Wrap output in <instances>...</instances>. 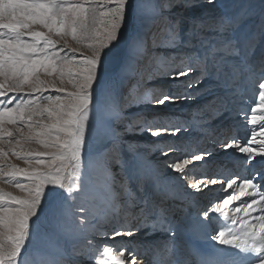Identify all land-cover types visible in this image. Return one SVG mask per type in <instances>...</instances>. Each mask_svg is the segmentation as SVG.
<instances>
[{
	"label": "snow or ice",
	"instance_id": "obj_1",
	"mask_svg": "<svg viewBox=\"0 0 264 264\" xmlns=\"http://www.w3.org/2000/svg\"><path fill=\"white\" fill-rule=\"evenodd\" d=\"M204 3L215 5L216 0ZM199 8L196 0H0V180L15 181L14 186L24 193L17 196L0 190V264H224L215 256L197 255L190 261L176 248L169 249L161 261L152 255L151 245L115 244L117 238L139 235L150 240L161 230L172 233L173 239L179 232L206 234L216 230L210 213L234 225L217 231L211 236L213 241L237 250L235 256L250 264H264V66L258 102L251 115L243 117L258 131H251L244 143L232 140L222 145L225 152L238 150L249 165L260 167L249 178L228 179L224 192L232 190L233 194H225L203 217L198 211L177 223L172 217L177 209L165 206L166 200L176 197L161 190L159 173L129 164L121 154L123 137L134 131L131 123L123 124V133L118 130L123 122L121 100L127 106L159 107L187 99L186 94L171 92L140 93L131 101L123 95L121 88L128 87L130 95L138 88L139 61L150 51L175 50L178 44L193 47L191 41L198 38V30L207 27L216 37L211 43L200 41L204 50L197 53L202 57L197 67L205 74H222L225 84L254 74L246 62L227 60L228 56H246L254 33L245 31L236 15L205 19ZM173 9H182L185 15L165 19V11ZM259 16L264 39V0ZM162 20L170 29L168 43L158 45L153 39L149 46V34ZM130 21L137 28L125 37ZM178 30L188 39H178ZM115 49H119L120 62L118 72L113 73L109 65ZM194 70L190 65L169 64L161 74L178 81ZM133 79L136 83L129 86ZM184 87L196 85L188 82ZM147 115L137 122L136 135L176 137L181 132L180 128L169 131L156 123V117L149 120ZM33 144L40 150L33 149ZM210 155L201 152L191 159L177 158L166 167L183 179L188 165ZM13 157L28 166H17L11 162ZM117 165L119 171L114 172ZM201 184L216 185L217 180L187 187L199 192ZM234 201L239 206L229 215L225 209ZM95 202L102 203L105 214L112 216L103 232L111 247L101 249L88 242L73 248L77 260L66 259L67 253L54 256L43 247H33L40 236V221L48 216L54 230L77 239L87 241L89 234L100 235L93 223L97 214L86 207Z\"/></svg>",
	"mask_w": 264,
	"mask_h": 264
},
{
	"label": "bare ground",
	"instance_id": "obj_2",
	"mask_svg": "<svg viewBox=\"0 0 264 264\" xmlns=\"http://www.w3.org/2000/svg\"><path fill=\"white\" fill-rule=\"evenodd\" d=\"M202 2H204V0H196V3L200 5L198 11L202 13V16L205 19L210 17L217 19L220 18L219 13L215 14V12H212L213 9L211 6V13L208 12L210 7L208 5L205 7ZM260 3L261 0H252L250 5V12H252V15L249 18H245L243 13L245 11L244 9L247 7V1L244 0L239 9H237L238 12L236 14V16L239 17L240 24L243 25V28L247 27V30L245 31L254 33L255 39L253 40L251 47L248 49L246 56L240 54L234 56V58L238 62H246L247 65L254 70V74H246L243 77H237L234 81H230L227 84L224 83L223 78H216V80L212 79L214 76V71L205 74L201 68L197 67L198 59H202V57L194 55L193 51L197 48L202 49L200 44L201 40L199 39L193 47H185L183 44H178L176 49L172 50L173 53L170 55L172 59L171 66L176 67L190 65L195 70L190 73L189 76L182 77L178 81L161 78L160 81L163 82L162 86H156L155 88H157L159 92H171L173 95L186 94L187 99L178 100L175 104H167L165 106L152 108L153 111H155L151 114H148L149 116H147V118L152 120L153 117H156V123L158 125L164 126L167 124L169 126L168 130L172 131V128H176L177 126H173L174 123H171V121L175 122L176 119L187 120L188 117L186 116L190 115V118L188 119L192 120V123L197 122V127L194 128L193 125L183 129L180 127L181 132L176 137L189 138V140L184 139L183 141L177 142L178 144L190 146L192 147V150H195L196 153H210L209 148H212L214 140L217 141V139L219 140L223 137L231 136L233 130L235 129L234 127L238 129V138H232L230 141L235 140L237 142L239 138H242V135H250L251 131H258V128L253 129L251 126L247 125L243 117L250 116L249 113H251L252 106H254V104L258 101V83L262 78L261 69L262 66H264V39H262L260 36L259 28L261 22V18L259 16ZM175 12L177 13L176 15L178 17H183L185 15L182 9H177ZM183 28H188V24H183ZM156 30L157 28L155 26L152 30V35L156 33ZM205 33L207 34V36H204L206 40H208L209 43L214 42L213 40H215L216 33L207 27ZM181 34H183V36H180V40H185V33L181 31ZM231 34V31L227 33L229 36H231ZM177 53H182L183 55L178 56ZM181 60L183 61V65H181ZM110 71L112 70L110 69ZM158 79L159 78H157V80ZM165 81L167 83L170 81L168 88L167 85H164L167 84ZM197 81H199V84H197L196 87L191 89L184 87V85L188 82L196 84ZM217 86H222V90L220 91L219 88H216ZM192 97L194 98L192 99ZM144 108L150 109L147 107ZM212 108L214 111H212ZM219 108H223V110L216 114ZM135 109L136 108L131 107L129 110H127V113H130ZM161 109L173 110L174 112L166 113L165 111H159ZM177 110H181V112H183L185 115L182 116L176 114L175 111ZM203 110H207V113H203ZM121 116H125V113L122 112V105ZM164 127L167 126L165 125ZM155 130L156 127H153L152 131ZM165 137L166 136L151 137L147 132H144L142 136L144 141L137 144V149L131 148V146L135 147L134 142L129 144L127 142H122L121 154L124 156L126 155L124 152H126L127 155L128 153H133L135 157H139L140 165L145 164L150 170L158 172L161 179H164V181L167 183L166 188L161 184V190H166L170 196L176 197V199L169 198L166 200L165 206L170 205L180 211L181 209L183 210L185 206H191L192 214L195 215L200 208L199 214L201 217H203V212L209 208V205L215 203L214 200L222 199L223 197L221 195H225L224 193L217 195L218 191L222 189L221 180L230 176H232V178H237L238 181L242 178H249L254 175L255 171L260 167L257 164L249 165L243 154L239 153L238 150L229 149L226 152L227 156H224V158H222V156L219 157L212 154L210 156H206V158L201 161V167L199 168L188 165L186 167L185 173L183 174V179H181L179 174H173L166 167V165L175 162L177 158L188 159V156L192 151L190 152L183 150L181 153L174 154V151L170 149V145L172 143L164 141ZM198 143H203V145L206 144L207 148L206 146H202V144L201 147H199ZM163 147L168 148L162 153L160 151H163L161 150ZM139 151L141 156L138 153ZM164 153H167V155H164ZM17 166L27 167L28 165L25 164L23 160H19L17 162ZM118 171L119 166L117 165L114 172ZM197 171H203V173H205V171L213 173L217 172L219 174L218 176L220 177V180L217 181L216 185H213L215 186L214 188L211 185H207V187H205L204 184H201V191L199 192L196 189H189L187 184L198 181L196 177ZM206 181L207 180H205V182ZM130 186L133 188V191H135L134 185ZM150 188L151 185H149V189ZM3 191L6 192V190ZM19 193L22 196L24 195L21 190ZM97 203L98 206H102L104 208L102 203ZM237 206H239V204L234 201L233 204L226 207L225 210L229 212V215H232L234 208ZM121 215H123V213H121ZM210 216H212V221L216 227V230L209 231L206 234L193 233L190 231L180 232L178 234H182L181 237L184 238L179 240L177 238L173 239L170 236V233L161 230L153 234L150 240H146L142 235H139L135 238H117L115 244L117 247L128 242H131L134 246L137 244L151 245L153 246L152 255L161 261H163V259L168 256L169 249L176 248L182 253L184 258L190 261L196 259L197 255H200L215 256L222 260L224 264H232L233 260L236 261V264H241L242 260L243 264H250V261L243 259V257L235 256V252L237 250L230 249L228 246L218 245L217 242L211 239V236L215 235L217 231L233 228L234 225L231 220H227L219 214H210ZM179 218L174 219L173 217L175 221L179 220ZM111 221L112 216L110 214H105L104 216L97 214V218L93 221V223L97 225L100 235H95L94 233L89 234L86 241L83 239H77L67 232L54 230L50 216L44 217L41 219L39 224L40 236L36 241H34L33 247H43L54 256L67 253L68 255L66 259L77 260L79 258L72 254L73 248L86 246L88 242H91L93 247L99 245L101 249L105 245L110 247L112 246V242L108 240V237L103 235V232L106 231L110 226ZM165 246H167V248ZM97 256L99 255L97 254ZM89 264H92V261H89Z\"/></svg>",
	"mask_w": 264,
	"mask_h": 264
},
{
	"label": "rangeland",
	"instance_id": "obj_3",
	"mask_svg": "<svg viewBox=\"0 0 264 264\" xmlns=\"http://www.w3.org/2000/svg\"><path fill=\"white\" fill-rule=\"evenodd\" d=\"M243 1L244 0H216L215 5H217V6H215V5H208V6L212 7V9H213L212 12H215V14L219 13L220 14L219 17H223L226 14L227 15H236L237 12H238L237 9H239V7H240V5L242 4ZM246 1H247V7H246V9H244L245 11L243 13V16L245 18H249L252 15V12H250L251 11V6L250 5H251L252 0H246ZM202 3H203V5H205V7L207 6L206 3H204V2H202ZM211 7L209 8L208 12L211 11ZM215 10H217V11H215ZM175 11H177V9H173L171 12L165 11V13H164L165 19H171L172 17L181 18V17H178L176 15L177 13ZM183 13H184V11H183ZM136 28H137L136 22L135 21H130L129 25H128V28L125 29V37H127L129 32H131L133 30H136ZM156 28H157V30H156L155 34L152 35V32L149 34V39H148L149 46L152 45L153 39L155 40L156 44H158V45L167 44L168 43V32H169L170 29H168L165 26V22L163 20L158 24V26H156ZM244 28H245L244 30H247V27H244ZM184 29L186 30L187 28H184ZM205 30H206V28L203 29V30H198V38L194 37L192 39V41H191L192 45H195L198 39L199 40H206V38L204 37V36H207V34L205 33ZM199 34H200V36H199ZM177 35H178V39H180V36H183V34H181V31H179V30H178ZM184 38H185V40L188 39L187 36H185ZM206 41H208V40H206ZM197 49H199V48H197ZM197 49L193 51L194 55H197V53H202L203 50H204L203 48L199 49V50H197ZM172 50H173L172 47H160V48H157L154 51H150L148 53V56H145L142 59H140L139 68H140V71L142 73V76L139 78V86H138V88L135 89L131 95L129 94L128 87L121 88V90H120L123 93L124 96L128 97V101H131L135 95L140 94V93H159V90L157 88H155V87L156 86L157 87L158 86H162L163 82L160 81L161 78L166 79V77L163 76L161 73H162L163 68L165 66H167L169 64L172 65V59H171V56H170L173 53ZM114 53H115V59H114V62L109 65V69H111L113 73H116L119 70V65H118L119 61H120L119 49H115ZM228 59H229V62H238L234 58V56H228L227 60ZM115 63H118V64H115ZM157 78H159V79L157 80ZM216 78L217 79L222 78V74L218 75L214 71V76H213L212 79L216 80ZM128 83H129V86H131L132 84L136 83V79H133V80L129 81ZM169 83H170V81H168V83L164 84V85H167V88H168ZM197 84H199V81H197L195 85H197ZM216 88H219L220 91L222 90V86H220V87L217 86ZM52 94H55V93H52ZM257 94H258V92H257ZM193 98L194 97H192V99ZM120 102H121V105H122V112L125 113V116H123V122H122L121 126L118 128V130L123 133V124H127V123H131L133 125V127H134L133 133L125 135L123 137V141L122 142H127L128 144L131 143V142H134L135 143V147L131 146V148L132 149L133 148L137 149V147H138L137 144L140 143V142H143L144 138H142L143 134H141V135H136L135 134V126H136L137 122L142 121L145 118V114H151L152 112H154L155 110L153 111L152 108H155V107H153L151 104H145V105H140V106H127V104H126V102L124 100H121ZM131 107L136 108V109L134 111L130 112V113H127L128 112L127 110H129ZM144 107H147V108H150V109H146ZM138 108H142V109H138ZM221 110H223V108H219L218 111L216 112V114L219 111H221ZM159 111H165L166 113L174 112L173 110H168V109H161ZM212 111H214L213 108H212ZM175 112L178 115H182V116L185 115L183 112H181V110H177ZM202 112L203 113H207V110H203ZM181 113H183V114H181ZM128 114H130V115H128ZM249 115H251V113H249ZM147 116H149V115H147ZM186 117L190 118V115H187ZM188 118H187L188 121L186 119H183V120L176 119L175 122L171 121V123H174L173 126H177L176 128H180L181 127L182 129L185 128V127H189L191 125H193L194 128L197 127V124H196L197 122L192 123L193 121L189 120ZM149 120H150V118H149ZM183 122H184V124H183ZM165 125L167 126V128L169 127L167 124H165ZM232 126H234V125H232ZM234 128L233 129L235 131L233 130L231 136H226V137H223V138H221L219 140L217 139V141L214 140V144H213L212 148H209V152L212 155L219 156V157L222 156V158H224V156H227L226 152L222 148V145H223V143L225 141H230V139L237 137L238 129L236 127H234ZM172 129L174 130L175 127L172 128ZM248 136H250V135H247V134L242 135L241 136L242 138H239V140L237 142L244 143L245 142V138L248 137ZM164 139H165L164 141H168V142L172 143L170 145V149L172 151H174L173 152L174 154L181 153V152H183V150L190 151V152L192 151L189 154V156H188L189 158L188 159H191L192 154L193 155H199L200 154L198 152L196 153L195 150H192V147H190V146H186V145L184 146V145H180V144L177 143V142L183 141L184 139L185 140H189V138H178V137H173V136H166ZM201 144L204 147L206 146V144L203 145V143H198V146L201 147ZM198 146H196V147H198ZM253 146H255V145H253ZM32 148L35 149V150H40V146L36 145V144H33ZM167 148L168 147H163L161 149L163 151H160V152H162V153L165 152L167 150ZM190 148H191V150H190ZM206 148H207V146H206ZM140 151L138 153L141 156ZM124 153L126 155H124L123 157L129 164H140L139 157H135L133 155V153H128V155H127L126 152H124ZM19 160H23V159H17L15 157H13L11 162L17 165V162ZM151 161H152V159H151ZM23 162L25 163L24 160H23ZM191 165L193 167H195V168H199V167H201V161L194 162L193 164H190V166ZM142 166L148 168V166L145 165V164H142ZM116 167L117 166L113 167V171L116 170ZM197 172H196V177H197L198 181H201V180L205 181V180H209V179H216L217 181L220 180V177L218 176L219 174L217 172L216 173L215 172L214 173L213 172H208V171H205V173H203V171H197ZM231 178H232V176H230L228 178L225 177V179L221 180V185H223V187H221L222 189H220L218 191L217 195H219V194L221 195V193H224V194H227V195H232L233 194V191H230V190L227 193L224 192V188H226V185H227V180L231 179ZM21 182H23V181H21ZM14 183H15V181H11V180L7 181V182H5L4 180H0V190L3 189V190H6V192L13 193L14 195L22 196L19 193L20 189L16 188L14 186ZM166 184L167 183L164 181V179H162V185L165 188H166ZM211 186H213V185H211ZM214 187L215 186H213V188ZM163 191H165V190H163ZM221 196L224 198L225 195H221ZM222 199L214 200V202L215 203L220 202ZM215 203L209 205V208H207L206 210H210V208ZM86 207L89 209V211H92V212H94V213H96L98 215H103V216L105 215V211H106L105 208H103L102 206H98L97 202H95L92 205H88ZM199 210H200V208H199ZM192 215L193 214H192V211H191V206H185V208L183 210L182 209H181V211L177 210V211H174L172 213V217H174V219L175 218H179V216H180L181 219L179 218V220L176 221L177 223H179L180 220H183L185 217L192 216ZM181 235L177 233L175 238H177L179 240H182L184 237H181ZM170 236L172 237V233H170ZM172 243H173V241H172ZM98 258H99V256L96 257V259H98Z\"/></svg>",
	"mask_w": 264,
	"mask_h": 264
}]
</instances>
